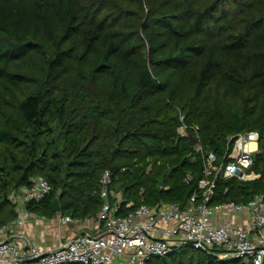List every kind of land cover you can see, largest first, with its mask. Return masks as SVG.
Segmentation results:
<instances>
[{
    "label": "trees",
    "instance_id": "obj_1",
    "mask_svg": "<svg viewBox=\"0 0 264 264\" xmlns=\"http://www.w3.org/2000/svg\"><path fill=\"white\" fill-rule=\"evenodd\" d=\"M181 114L219 161L240 132L264 147V0H0V226L34 175L51 185L28 203L40 215L61 189L62 215L96 219L105 169L118 215L186 206L203 159ZM249 171L260 177L217 178L212 203L264 192L261 153ZM147 264L238 261L182 246Z\"/></svg>",
    "mask_w": 264,
    "mask_h": 264
},
{
    "label": "built area",
    "instance_id": "obj_2",
    "mask_svg": "<svg viewBox=\"0 0 264 264\" xmlns=\"http://www.w3.org/2000/svg\"><path fill=\"white\" fill-rule=\"evenodd\" d=\"M180 119L178 134L195 136L203 159L202 176L186 206L173 201L140 204L118 215L122 193L112 188V174L105 169L99 178L103 205L92 230L83 229L55 247L43 249L20 229L30 215L28 203L41 200L51 189L43 176L34 175L28 187L9 196L17 216L0 226V264H147L151 257L170 254L182 246L211 251L238 264H264V192L246 202L227 199L212 203L217 178L247 181L260 177L249 171L254 152L264 157L259 133L228 136L219 161L214 151H203L198 126L186 124L183 114ZM75 220L69 215L60 217L62 224ZM13 230L15 235L10 236Z\"/></svg>",
    "mask_w": 264,
    "mask_h": 264
},
{
    "label": "crops",
    "instance_id": "obj_3",
    "mask_svg": "<svg viewBox=\"0 0 264 264\" xmlns=\"http://www.w3.org/2000/svg\"><path fill=\"white\" fill-rule=\"evenodd\" d=\"M29 212L30 215L25 218L20 229L23 230L25 236L33 239L43 249L53 248L59 241L70 238L83 229L92 230L95 221L94 218H76L73 222L62 224L60 222V217L63 216L61 211H56L51 216ZM9 233L10 236L15 235L14 230Z\"/></svg>",
    "mask_w": 264,
    "mask_h": 264
},
{
    "label": "water",
    "instance_id": "obj_4",
    "mask_svg": "<svg viewBox=\"0 0 264 264\" xmlns=\"http://www.w3.org/2000/svg\"><path fill=\"white\" fill-rule=\"evenodd\" d=\"M189 141H190V144L193 145V144H195L197 142V138L195 136H193V135H190L189 136ZM256 155H257V153L254 152L252 154L253 158H256ZM237 172L240 173L239 171H237ZM171 173H172V170H170L169 174H171ZM160 185L161 186L164 185V179L163 178L160 180ZM60 194H61V189H58L57 196L53 199V207H54V210H56V211H60V202H59Z\"/></svg>",
    "mask_w": 264,
    "mask_h": 264
},
{
    "label": "rangeland",
    "instance_id": "obj_5",
    "mask_svg": "<svg viewBox=\"0 0 264 264\" xmlns=\"http://www.w3.org/2000/svg\"><path fill=\"white\" fill-rule=\"evenodd\" d=\"M123 264H126L125 262Z\"/></svg>",
    "mask_w": 264,
    "mask_h": 264
}]
</instances>
